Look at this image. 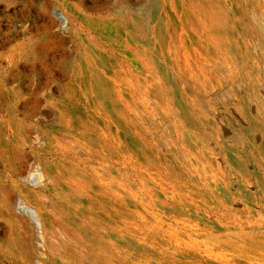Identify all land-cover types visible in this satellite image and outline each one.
<instances>
[{
    "label": "rangeland",
    "instance_id": "rangeland-1",
    "mask_svg": "<svg viewBox=\"0 0 264 264\" xmlns=\"http://www.w3.org/2000/svg\"><path fill=\"white\" fill-rule=\"evenodd\" d=\"M0 264H264V0H0Z\"/></svg>",
    "mask_w": 264,
    "mask_h": 264
},
{
    "label": "water",
    "instance_id": "water-1",
    "mask_svg": "<svg viewBox=\"0 0 264 264\" xmlns=\"http://www.w3.org/2000/svg\"><path fill=\"white\" fill-rule=\"evenodd\" d=\"M18 212L23 216V217H26L28 216V213L26 210L23 209V207H19L18 208ZM37 225H39V223L37 222Z\"/></svg>",
    "mask_w": 264,
    "mask_h": 264
}]
</instances>
